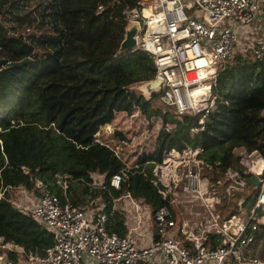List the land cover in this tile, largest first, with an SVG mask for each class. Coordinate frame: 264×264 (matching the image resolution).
I'll return each instance as SVG.
<instances>
[{"label": "trees", "instance_id": "1", "mask_svg": "<svg viewBox=\"0 0 264 264\" xmlns=\"http://www.w3.org/2000/svg\"><path fill=\"white\" fill-rule=\"evenodd\" d=\"M138 1L0 0V194L24 186L81 208L82 197L91 195L106 205L109 231L125 235L113 200L128 193L154 211L166 205L151 179L167 151L201 147L224 170L236 165L235 148L264 158V63L250 55L236 56L219 71L217 108L198 133L192 132L198 118L164 115L130 89L156 76L147 55L120 54L125 12ZM108 125L119 140L138 141L134 153L120 160L95 143ZM96 174L106 176L105 189L93 186ZM64 175L71 178L67 191L57 185ZM115 175L122 176L119 190L110 186ZM74 181L84 184L82 197ZM0 238L39 255L55 245L54 235L8 195L0 199ZM258 238L264 239V228Z\"/></svg>", "mask_w": 264, "mask_h": 264}, {"label": "built area", "instance_id": "2", "mask_svg": "<svg viewBox=\"0 0 264 264\" xmlns=\"http://www.w3.org/2000/svg\"><path fill=\"white\" fill-rule=\"evenodd\" d=\"M103 11L99 6L98 14ZM125 16L127 27H139L132 52L150 57L155 79L162 81L159 110L198 118L193 133L204 129L217 108L214 91L225 64L238 55L264 63V0H139ZM204 88L210 94L199 106L194 94ZM106 129L95 143L122 160L135 139L114 140L112 127ZM232 154L236 165L224 170L201 147L167 151L154 163L151 179L166 205L154 211L128 193L113 200V214L124 216L125 235L109 231L105 204L91 214L89 207L62 205L48 193L39 197L24 186L8 187L0 199L8 195L17 210L54 235L55 245L39 255L0 238V264H261L251 250L264 228V158L245 147ZM252 177L259 179L258 188L248 185ZM70 181L59 176L57 185L67 191ZM121 182L115 175L110 186L119 190ZM251 190L258 195L250 207L248 198L238 196Z\"/></svg>", "mask_w": 264, "mask_h": 264}, {"label": "water", "instance_id": "3", "mask_svg": "<svg viewBox=\"0 0 264 264\" xmlns=\"http://www.w3.org/2000/svg\"><path fill=\"white\" fill-rule=\"evenodd\" d=\"M139 27L137 24H131L126 29L125 38L120 47V53L132 52L136 47V35L138 34ZM162 81L157 78L147 82H140L134 84L130 89L132 91L136 90L141 93V96L145 98V100L149 103H152L153 95L157 94L161 90ZM133 88V89H132ZM96 187H101L106 182V177L101 175H93L92 176ZM248 185L251 187L258 188L260 186V181L257 177H252L247 181ZM39 188L42 187V184L38 182ZM92 207H96V203L92 205ZM264 264V263H261Z\"/></svg>", "mask_w": 264, "mask_h": 264}, {"label": "rangeland", "instance_id": "4", "mask_svg": "<svg viewBox=\"0 0 264 264\" xmlns=\"http://www.w3.org/2000/svg\"><path fill=\"white\" fill-rule=\"evenodd\" d=\"M126 53H132V54H135V53H133V52H126ZM121 54V53H120ZM120 57V56H119ZM133 89V88H132ZM134 92H136V94H137V96H140L141 95V93L139 92V91H137V89L136 90H134ZM151 105H152V107L154 108V109H160L161 108V106L159 105V102H158V99H157V95L155 94V95H153V100H152V103H151ZM108 126H111L112 127V130H113V139L114 140H119L117 137H115V129H114V127L112 126V125H108ZM107 126L106 127H104V128H102L101 130L103 131V133H106L107 131ZM172 128H173V126H172ZM138 142V141H137ZM137 142H136V140H135V142H134V144H131L130 143V145H129V147H125L124 149H123V156L122 157H124L126 154H130V153H134V148H135V146H136V144H137ZM114 144V143H113ZM112 144V145H113ZM128 166V168H130L131 166L130 165H127ZM106 177V176H105ZM72 183V185L74 186V188L77 190V193L81 196V194H82V192H83V189H84V184H81V183H79V182H76V181H74V182H71ZM93 186L94 187H96V185H95V183H93ZM255 195V194H254ZM253 191L251 190V192L249 193V192H245L243 195H239L238 197L241 199H244V200H246L247 198H248V200H249V205L248 206H250L251 207V205H252V202H251V200H250V198H253ZM82 197V196H81ZM83 198V200H85L86 201V205L85 206H83V207H86V208H88L89 207V212L91 213V214H93V212H95V211H97L98 209H99V207H101L102 206V203H99L98 202V200H93L92 199V197H91V195H89V196H84V197H82ZM94 203H96V206L97 207H95V208H92V205L94 204ZM99 205V206H98ZM91 207V208H90ZM251 256L252 257H254V258H256L257 260H259L260 262H262V263H264V239H259L258 238V241H257V243H256V245L255 246H253V248H252V250H251Z\"/></svg>", "mask_w": 264, "mask_h": 264}, {"label": "bare ground", "instance_id": "5", "mask_svg": "<svg viewBox=\"0 0 264 264\" xmlns=\"http://www.w3.org/2000/svg\"><path fill=\"white\" fill-rule=\"evenodd\" d=\"M210 94V90L209 88H204V89H198L194 96L196 98V101L198 103L199 106H203L204 105V102L206 101L205 100V96L209 95ZM261 166H263L264 164L263 163H260Z\"/></svg>", "mask_w": 264, "mask_h": 264}]
</instances>
